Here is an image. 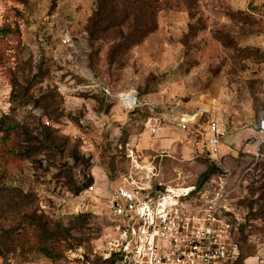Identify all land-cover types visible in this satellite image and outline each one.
<instances>
[{"label": "rangeland", "instance_id": "374dc122", "mask_svg": "<svg viewBox=\"0 0 264 264\" xmlns=\"http://www.w3.org/2000/svg\"><path fill=\"white\" fill-rule=\"evenodd\" d=\"M2 27L0 125L16 130L21 158L0 164V264H116L107 196L85 193L93 179L78 174L94 159L96 175L120 183L132 168L123 145L143 133L145 159L166 155L155 160L164 182L157 192L200 185L218 171L212 119L223 132L219 158L238 183L242 254L264 250V0H0ZM67 30L89 47L81 65L89 77L69 62ZM129 90L157 106L199 111L185 131L197 150L175 157L144 148L156 137L143 127L151 111L125 109L117 94ZM32 220L53 229L62 222L83 243L55 259L24 251L15 238L36 233Z\"/></svg>", "mask_w": 264, "mask_h": 264}, {"label": "built area", "instance_id": "2783aa9c", "mask_svg": "<svg viewBox=\"0 0 264 264\" xmlns=\"http://www.w3.org/2000/svg\"><path fill=\"white\" fill-rule=\"evenodd\" d=\"M102 89L113 95L109 88ZM117 97L128 111H151L143 127L153 138L168 121L186 131L200 115L199 111L188 113L177 106L139 100L133 90L121 91ZM209 130L218 171L200 185L169 186L157 192L156 187L164 182L161 165L155 160L166 155L159 153L145 159L139 148L143 133L130 134L123 145L132 168L120 183L96 175L94 159L90 168L78 174L80 180L93 179L85 193L100 189L107 196L117 233L113 248L116 264H239L241 212L233 198L238 183H232L231 169L219 158L223 132L217 119L210 121Z\"/></svg>", "mask_w": 264, "mask_h": 264}, {"label": "trees", "instance_id": "16d2710c", "mask_svg": "<svg viewBox=\"0 0 264 264\" xmlns=\"http://www.w3.org/2000/svg\"><path fill=\"white\" fill-rule=\"evenodd\" d=\"M8 32V27H2L0 29L1 35H6ZM139 110L145 109L139 108L133 111ZM11 126L10 124L0 125V164L3 166V169L17 166L21 158L17 152L18 140L16 138V130ZM207 176L208 174L205 175V177ZM85 184H88V182L86 181ZM85 216V213H81L76 215L75 218L79 220ZM62 225L63 223L61 222L60 227L58 226L57 229L44 228L40 225H36L32 220L31 227H34L33 232L36 233H33L30 237H16L17 246L24 251L34 250L37 253H44L53 259H55L62 250H65V248L75 249L81 246L83 243L82 239L70 238V236L64 233V229H61Z\"/></svg>", "mask_w": 264, "mask_h": 264}, {"label": "crops", "instance_id": "0c3cea01", "mask_svg": "<svg viewBox=\"0 0 264 264\" xmlns=\"http://www.w3.org/2000/svg\"><path fill=\"white\" fill-rule=\"evenodd\" d=\"M70 32L71 31L67 30L66 34L64 35L65 39L63 38V43L67 44V47L72 51L71 59L69 62L72 66H75L82 72V69L85 70V67H82L81 65H83V60L86 62L89 47L85 43H81L80 46L77 45L72 40V35ZM83 73H85L84 75L86 77L90 74V72L86 70L83 71ZM90 78H92V76H90ZM103 87L104 86H102V88ZM143 147L151 148V150L156 151L163 148L169 149L170 154L173 153L175 157L178 154L191 156L193 154V151L197 150L198 148L196 146L194 137H188L186 132L184 130H181L176 125H170L166 128L161 129L153 139V142L149 144L147 143V145L143 143ZM239 264H264V250L257 254H249L245 256H243L242 254Z\"/></svg>", "mask_w": 264, "mask_h": 264}, {"label": "bare ground", "instance_id": "6f19581e", "mask_svg": "<svg viewBox=\"0 0 264 264\" xmlns=\"http://www.w3.org/2000/svg\"><path fill=\"white\" fill-rule=\"evenodd\" d=\"M263 129H264V120H263Z\"/></svg>", "mask_w": 264, "mask_h": 264}, {"label": "water", "instance_id": "95a60500", "mask_svg": "<svg viewBox=\"0 0 264 264\" xmlns=\"http://www.w3.org/2000/svg\"><path fill=\"white\" fill-rule=\"evenodd\" d=\"M243 226H241V228H242Z\"/></svg>", "mask_w": 264, "mask_h": 264}]
</instances>
